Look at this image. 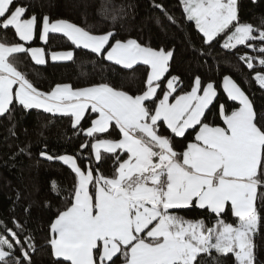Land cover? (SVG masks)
I'll list each match as a JSON object with an SVG mask.
<instances>
[{
    "label": "snow or ice",
    "instance_id": "6c2138e0",
    "mask_svg": "<svg viewBox=\"0 0 264 264\" xmlns=\"http://www.w3.org/2000/svg\"><path fill=\"white\" fill-rule=\"evenodd\" d=\"M179 6L177 19L152 0L157 26L184 33L191 57L183 73L175 43L121 36L123 6L101 4L97 15L108 27L94 31L86 12L77 24L53 16L47 0H0V117L42 110L68 118L79 140L75 155L49 154L47 144L39 152L37 164L59 161L70 170L68 187L51 183L68 206L49 221L44 244L29 227L31 205L23 223L0 221V264H35L43 249L50 264H261L264 110L232 75L217 81L235 57L264 90V15L246 20L242 0ZM53 34L70 50L49 51ZM21 56L34 66L70 62L85 86L41 90L19 70ZM30 148L15 155L31 157ZM197 210L202 218H187Z\"/></svg>",
    "mask_w": 264,
    "mask_h": 264
},
{
    "label": "trees",
    "instance_id": "16d2710c",
    "mask_svg": "<svg viewBox=\"0 0 264 264\" xmlns=\"http://www.w3.org/2000/svg\"><path fill=\"white\" fill-rule=\"evenodd\" d=\"M47 2L51 5L50 11L53 16L68 18L77 24L83 23L82 14L86 12L88 23L95 25L94 31H102L108 27V21L102 20L97 15V8L101 4L114 6L116 9L123 6L127 8L128 15L120 21L124 25L120 31L121 36L130 33L133 38L138 37L145 43L151 42L153 47L175 43L177 48L176 71L183 73L187 68L186 62L190 59L191 53L185 51L187 45L183 43L184 33L177 31L175 27H170L165 33L157 26L156 18L160 14L152 7V0H47ZM160 2L177 19L181 18L179 0H160ZM85 4L90 7L86 9ZM129 5L132 7H128ZM241 15L246 20L256 23L254 18L264 15V0H258L257 4H252L251 0H242ZM117 28H120V24H117ZM196 35L193 29V40ZM37 46L40 45L37 43ZM47 47L49 51H64L71 48L69 43L55 34L50 38ZM80 57L81 52L77 50L78 62ZM221 67L223 71L217 82L222 80L223 74L232 75L233 79L254 101L255 109L264 110V90H260L254 80H251L246 69L240 70L241 66L236 58L228 57ZM18 68L26 72L29 79L41 90L47 91L57 82L71 83L75 87L85 86L83 81L76 79V67L70 62H56V64L49 62L47 66H34L30 59L21 56ZM221 95L224 96L222 89ZM11 124L16 125V136H10L8 132ZM78 143L79 140L66 117H52L51 114L43 113L41 110H31L27 113L17 110L12 121L0 117V221L7 223L10 228L13 226V219H18L23 223V210L31 205L29 227L36 230L35 235L38 242L44 244L49 221L68 206L63 196H56L51 192V183L56 181L62 188H66L70 185L71 179L70 170L59 161H41L37 164V160H40L39 152L45 150L44 146L47 144L49 154L75 155ZM28 144H31V157L15 155L20 148ZM18 194L21 199L17 198ZM45 200L50 203L51 207L43 206ZM186 215L189 219L202 218L198 210L188 212ZM233 219L231 215L227 217L229 222ZM258 243L261 245L259 254L261 264H264V241H258ZM33 259L35 264H50L51 258L47 249H43Z\"/></svg>",
    "mask_w": 264,
    "mask_h": 264
},
{
    "label": "crops",
    "instance_id": "0c3cea01",
    "mask_svg": "<svg viewBox=\"0 0 264 264\" xmlns=\"http://www.w3.org/2000/svg\"><path fill=\"white\" fill-rule=\"evenodd\" d=\"M42 111V110H41Z\"/></svg>",
    "mask_w": 264,
    "mask_h": 264
}]
</instances>
